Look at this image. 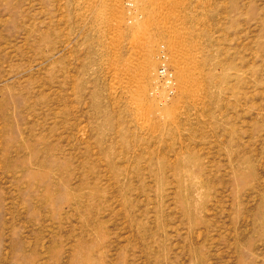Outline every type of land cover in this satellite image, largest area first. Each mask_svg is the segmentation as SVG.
<instances>
[{
	"label": "rangeland",
	"instance_id": "374dc122",
	"mask_svg": "<svg viewBox=\"0 0 264 264\" xmlns=\"http://www.w3.org/2000/svg\"><path fill=\"white\" fill-rule=\"evenodd\" d=\"M135 1L0 0V264H264V0Z\"/></svg>",
	"mask_w": 264,
	"mask_h": 264
},
{
	"label": "bare ground",
	"instance_id": "6f19581e",
	"mask_svg": "<svg viewBox=\"0 0 264 264\" xmlns=\"http://www.w3.org/2000/svg\"><path fill=\"white\" fill-rule=\"evenodd\" d=\"M133 1H135V0H133ZM135 3H137V1H135ZM133 4H134V2H133ZM138 4H136V5L138 6ZM176 51H177L178 56L180 58H183V57L187 56V54H188L187 51L186 50H183V49H176ZM142 58H143L142 59L143 60V63L141 62L142 63V66H141V64L139 65L140 68H141V70H139L140 71V75L141 76H144L145 78L146 77L149 78L151 76V74L153 73V60H152V56H151V51L150 50L146 51L143 54V57ZM174 63H176V61ZM183 63H185V62L184 61L182 63L179 62L178 63V67H176L177 68L176 70L178 72V79H179L178 81H180V88L182 89V91H185L186 92V91H188V82H190V80L187 79L188 78V75L186 74L185 67H184V64ZM168 85H171V84H168Z\"/></svg>",
	"mask_w": 264,
	"mask_h": 264
},
{
	"label": "built area",
	"instance_id": "2783aa9c",
	"mask_svg": "<svg viewBox=\"0 0 264 264\" xmlns=\"http://www.w3.org/2000/svg\"><path fill=\"white\" fill-rule=\"evenodd\" d=\"M165 73V69H162V71L160 72V74H163V76L166 75Z\"/></svg>",
	"mask_w": 264,
	"mask_h": 264
}]
</instances>
